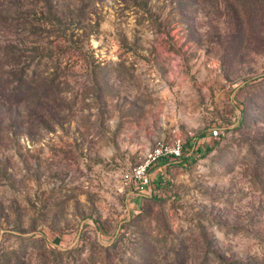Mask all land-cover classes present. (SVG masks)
<instances>
[{"label":"rangeland","instance_id":"obj_1","mask_svg":"<svg viewBox=\"0 0 264 264\" xmlns=\"http://www.w3.org/2000/svg\"><path fill=\"white\" fill-rule=\"evenodd\" d=\"M0 264H264V0H0Z\"/></svg>","mask_w":264,"mask_h":264},{"label":"built area","instance_id":"obj_2","mask_svg":"<svg viewBox=\"0 0 264 264\" xmlns=\"http://www.w3.org/2000/svg\"><path fill=\"white\" fill-rule=\"evenodd\" d=\"M213 134L217 135V129L213 130ZM183 142L180 137L173 139H160L154 147L144 156V159L135 164L126 173V177L132 183L142 189L151 182L150 168L161 159L167 157H178L182 154Z\"/></svg>","mask_w":264,"mask_h":264},{"label":"crops","instance_id":"obj_3","mask_svg":"<svg viewBox=\"0 0 264 264\" xmlns=\"http://www.w3.org/2000/svg\"><path fill=\"white\" fill-rule=\"evenodd\" d=\"M166 132H167V134L169 133L168 131H166ZM162 136H164V135L162 134ZM132 143L134 144V147H139L142 144L137 138H134L133 141H132ZM143 143H145L143 146H147L148 145V143L146 141L143 142ZM133 184L136 185V183H133ZM136 187H137V185H136Z\"/></svg>","mask_w":264,"mask_h":264}]
</instances>
